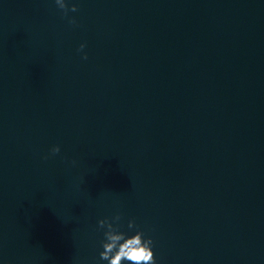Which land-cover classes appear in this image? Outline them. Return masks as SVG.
I'll list each match as a JSON object with an SVG mask.
<instances>
[{
    "label": "water",
    "instance_id": "obj_1",
    "mask_svg": "<svg viewBox=\"0 0 264 264\" xmlns=\"http://www.w3.org/2000/svg\"><path fill=\"white\" fill-rule=\"evenodd\" d=\"M60 3L0 0V264H109L116 229L264 264V0Z\"/></svg>",
    "mask_w": 264,
    "mask_h": 264
},
{
    "label": "clouds",
    "instance_id": "obj_2",
    "mask_svg": "<svg viewBox=\"0 0 264 264\" xmlns=\"http://www.w3.org/2000/svg\"><path fill=\"white\" fill-rule=\"evenodd\" d=\"M55 3L67 11L66 4H61L60 0H55ZM71 11L75 12L77 9L72 7ZM71 23H75V21H71ZM83 47L84 45H81V49ZM51 152L55 155L60 152V148L54 147ZM116 231L118 232L117 235L107 236V240L110 242L104 245V251L100 254L102 259L108 260L109 264H120L121 260L125 261L126 264H155L154 254L151 250L153 241L143 239L142 242L143 232L138 231L134 236L129 237L118 229Z\"/></svg>",
    "mask_w": 264,
    "mask_h": 264
}]
</instances>
